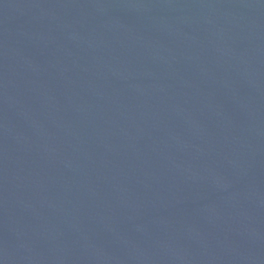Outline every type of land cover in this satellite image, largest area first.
<instances>
[{
  "label": "water",
  "instance_id": "obj_1",
  "mask_svg": "<svg viewBox=\"0 0 264 264\" xmlns=\"http://www.w3.org/2000/svg\"><path fill=\"white\" fill-rule=\"evenodd\" d=\"M0 264H264V0H0Z\"/></svg>",
  "mask_w": 264,
  "mask_h": 264
}]
</instances>
